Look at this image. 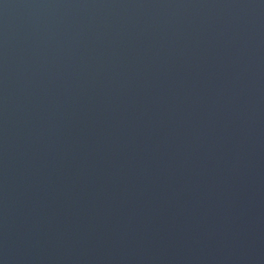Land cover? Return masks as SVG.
Listing matches in <instances>:
<instances>
[{
  "label": "water",
  "instance_id": "1",
  "mask_svg": "<svg viewBox=\"0 0 264 264\" xmlns=\"http://www.w3.org/2000/svg\"><path fill=\"white\" fill-rule=\"evenodd\" d=\"M0 264H264V0H0Z\"/></svg>",
  "mask_w": 264,
  "mask_h": 264
}]
</instances>
